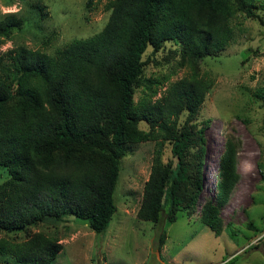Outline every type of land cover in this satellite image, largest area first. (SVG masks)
<instances>
[{
	"label": "trees",
	"instance_id": "16d2710c",
	"mask_svg": "<svg viewBox=\"0 0 264 264\" xmlns=\"http://www.w3.org/2000/svg\"><path fill=\"white\" fill-rule=\"evenodd\" d=\"M261 1L107 0L106 22L89 37L73 38L52 54L25 44L0 53V166L8 172L0 183V264H51L61 249L57 236L30 231L46 221L72 215L96 233L105 230L117 209L121 159L134 143L160 138L170 154L167 161L159 151L154 155L136 218L159 224L173 222L179 210L196 211L209 122L196 117L212 85L200 60L230 45L236 14L264 25ZM92 3L86 0L85 8ZM32 8L39 19L46 15L43 6ZM22 27V17L4 14L0 43ZM158 52L188 68L163 90L166 76L145 74ZM252 95L264 105V84ZM238 144L226 134L216 192L198 209L199 220L216 235L220 208L238 180ZM18 231H24L22 240ZM165 237L161 230L158 250Z\"/></svg>",
	"mask_w": 264,
	"mask_h": 264
},
{
	"label": "rangeland",
	"instance_id": "374dc122",
	"mask_svg": "<svg viewBox=\"0 0 264 264\" xmlns=\"http://www.w3.org/2000/svg\"><path fill=\"white\" fill-rule=\"evenodd\" d=\"M106 1L93 0L91 8L86 9V0H0V7H19L16 15L23 20L21 30H13L11 39L0 43V53L11 42V47L25 44L52 54L73 38L89 37L106 22ZM34 4L44 7L46 15L42 19L33 11ZM262 4L264 0L258 13L264 20ZM4 14L0 11V18ZM231 23L233 40L225 51L200 60L202 72L210 75L212 85L196 117L197 122L209 120L203 133L202 190L196 211L189 214L179 210L173 222L159 224L136 218L154 155L159 151L161 159L167 161L170 154L168 143L160 138L134 143L121 159L114 194L117 209L105 230L96 233L87 221L72 215L58 223L46 221L30 228L57 236L61 249L51 264H97L98 259L103 264H264V105L252 95L264 84V25L240 13ZM52 32V38L44 44ZM164 55L168 54L158 52L150 57L145 70L146 76L159 80L167 77L161 90L188 71L176 65L177 57L166 61ZM140 95L137 89L134 99ZM140 126L147 129L143 122ZM226 134L239 142L238 180L229 201L220 208L222 230L216 235L199 220L198 209L203 198L216 192L218 154ZM7 177V169L0 166V183ZM161 230L166 237L158 250ZM17 234L18 240L24 238V231Z\"/></svg>",
	"mask_w": 264,
	"mask_h": 264
},
{
	"label": "clouds",
	"instance_id": "9594fccd",
	"mask_svg": "<svg viewBox=\"0 0 264 264\" xmlns=\"http://www.w3.org/2000/svg\"><path fill=\"white\" fill-rule=\"evenodd\" d=\"M21 9L17 7L16 5H12L11 7H0V11H3L5 14L9 13H17ZM11 47V42H9L7 45H5L4 50H7V48Z\"/></svg>",
	"mask_w": 264,
	"mask_h": 264
},
{
	"label": "water",
	"instance_id": "95a60500",
	"mask_svg": "<svg viewBox=\"0 0 264 264\" xmlns=\"http://www.w3.org/2000/svg\"><path fill=\"white\" fill-rule=\"evenodd\" d=\"M97 264H103L102 261H101V259H98L97 260ZM162 264H164V263H162Z\"/></svg>",
	"mask_w": 264,
	"mask_h": 264
}]
</instances>
